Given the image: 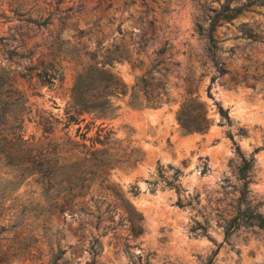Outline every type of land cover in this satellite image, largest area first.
I'll list each match as a JSON object with an SVG mask.
<instances>
[{
    "label": "rangeland",
    "instance_id": "374dc122",
    "mask_svg": "<svg viewBox=\"0 0 264 264\" xmlns=\"http://www.w3.org/2000/svg\"><path fill=\"white\" fill-rule=\"evenodd\" d=\"M5 72L24 98L0 94V264H264L263 228L224 232L264 216V0H0ZM77 72L123 84L111 113L75 110ZM187 100L204 128L179 125Z\"/></svg>",
    "mask_w": 264,
    "mask_h": 264
},
{
    "label": "trees",
    "instance_id": "16d2710c",
    "mask_svg": "<svg viewBox=\"0 0 264 264\" xmlns=\"http://www.w3.org/2000/svg\"><path fill=\"white\" fill-rule=\"evenodd\" d=\"M237 11L236 9L233 10V13ZM214 24L211 22L207 28L206 32V39L208 41L213 40L212 36V30H213ZM158 53L162 52V48H159ZM127 55L125 52H119L117 54H111L107 58V62H111V58H116L119 59L122 56ZM213 55V52L211 53ZM32 66H28L27 69H31ZM105 70V69H104ZM28 72H26L27 74ZM35 76L41 79V81H47L49 83L52 82V80H60L61 79V73L59 71L51 70L50 72H47L46 69L42 68L41 70L35 71ZM20 76L24 77V73H20ZM29 77V74H28ZM101 77V76H100ZM81 78V79H80ZM80 80H82L81 73L77 72L75 74L74 81L72 83V86L70 87V100L71 103L73 104V107H75L76 111L79 110H89V109H94L95 114L97 115H107L110 112V108H108L105 100L103 101L101 99V90H106L109 89L108 91L111 90H117L120 91L121 93H124L125 88L123 84L117 79L113 78L111 74H106V77L101 78L100 82L95 83V88L94 86H91V91L93 90V93H89L87 89V94L86 92L83 91L81 85H80ZM93 81V76L92 73L87 72V85H92L91 83ZM15 82L13 74L7 75V72L5 73H0V89L2 86H5L6 89L4 91H0V94L4 93L6 96H8L10 93H13V90H16L17 93L19 94V97L24 98L22 90L17 89L15 85H13ZM88 88V86H87ZM95 90V91H94ZM141 91L143 93V97L145 98L146 101L149 100L151 96V88L149 84L146 82L145 78L143 75L139 77V79L134 83L132 86L131 90V96L129 98V103L131 106H136L137 103L139 102V95L138 91ZM95 92V93H94ZM193 107H196L195 103L192 100H187L181 102L179 107L176 110V118L179 122V125L184 129V130H200L204 128L205 126V120L202 115L201 110L195 109L191 110ZM219 112L221 114H225L222 108H218ZM1 114V111H0ZM69 118L71 115L68 116ZM18 126H11L9 129L10 136L13 140L16 141V144H19L23 146L26 150H31L33 143L31 141H26V139H22L20 137V134L18 132L17 128ZM49 157H46V162H48ZM251 165V159H242V162L239 166V169L241 172L247 171L250 168ZM49 183L45 184V188ZM239 223L244 224L245 226L248 225H256L258 227H261L264 229V216H261L257 212H253L250 208L245 207L243 209H236L235 213L230 216L227 220H225V226H224V232L228 233L232 229H234ZM6 258L0 257V263L3 262ZM55 261V260H53Z\"/></svg>",
    "mask_w": 264,
    "mask_h": 264
}]
</instances>
